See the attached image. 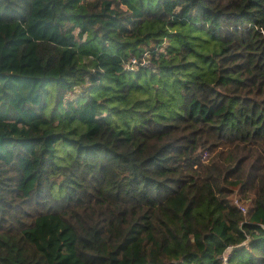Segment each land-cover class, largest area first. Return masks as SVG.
Segmentation results:
<instances>
[{
    "label": "trees",
    "instance_id": "16d2710c",
    "mask_svg": "<svg viewBox=\"0 0 264 264\" xmlns=\"http://www.w3.org/2000/svg\"><path fill=\"white\" fill-rule=\"evenodd\" d=\"M0 264H264V0H0Z\"/></svg>",
    "mask_w": 264,
    "mask_h": 264
},
{
    "label": "built area",
    "instance_id": "2783aa9c",
    "mask_svg": "<svg viewBox=\"0 0 264 264\" xmlns=\"http://www.w3.org/2000/svg\"><path fill=\"white\" fill-rule=\"evenodd\" d=\"M147 68L149 67V54L148 52H144L140 55L139 58L130 57L128 61L124 64V68L129 71L134 70L135 68ZM233 205L238 207L241 212H244V207L237 203V201L233 202ZM223 263H225V258L222 259Z\"/></svg>",
    "mask_w": 264,
    "mask_h": 264
},
{
    "label": "rangeland",
    "instance_id": "374dc122",
    "mask_svg": "<svg viewBox=\"0 0 264 264\" xmlns=\"http://www.w3.org/2000/svg\"><path fill=\"white\" fill-rule=\"evenodd\" d=\"M127 71H129V70L127 69ZM230 200H231L232 204H233L234 201H237L238 204L242 205V206L245 208V204H244V203H243V202H242L237 196H234V195H233V196L230 198ZM228 251H229V250H226V251H225V252H226L225 255H227Z\"/></svg>",
    "mask_w": 264,
    "mask_h": 264
}]
</instances>
